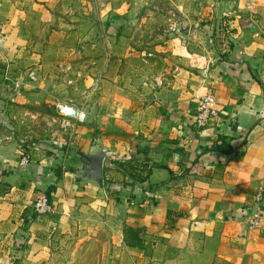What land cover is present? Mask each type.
<instances>
[{
  "label": "crops",
  "instance_id": "1",
  "mask_svg": "<svg viewBox=\"0 0 264 264\" xmlns=\"http://www.w3.org/2000/svg\"><path fill=\"white\" fill-rule=\"evenodd\" d=\"M156 2L174 8L177 32L148 25ZM143 26L157 70L135 94L129 69L140 37L130 33ZM263 52L264 0H0V76L8 67L28 85L0 94V257L4 241L18 250L38 237L31 206L46 197L113 203L124 214V264H264V200L260 228L248 224L264 189ZM54 94L56 106L86 114L76 152H110L103 191L74 175L65 143L26 142L18 132L17 97ZM120 95L137 108L119 118ZM205 95L218 114L199 127ZM24 149L31 162L21 168ZM126 227L140 246H126Z\"/></svg>",
  "mask_w": 264,
  "mask_h": 264
},
{
  "label": "rangeland",
  "instance_id": "2",
  "mask_svg": "<svg viewBox=\"0 0 264 264\" xmlns=\"http://www.w3.org/2000/svg\"><path fill=\"white\" fill-rule=\"evenodd\" d=\"M153 7L158 15L149 16L148 25L161 30L165 28L170 30L172 26L177 27V18L173 15L174 13H170L174 8L160 7L157 2ZM171 7H174V4ZM161 9L166 10L161 11ZM195 17L199 16H193L192 19ZM142 29L145 31L143 34ZM158 32L162 34V31ZM150 35H152L151 32L144 26L130 33V36L140 37V43L135 47L134 57H132L134 62L129 69L135 74V81L131 82V84L135 83V94L141 93L143 84L150 77L155 78L153 74L154 69L157 70V68H153L152 62L148 61L155 60L148 57L149 54H153V51L145 47L143 42V39ZM125 50L120 52V56L125 54ZM94 52L95 49H90L88 52L91 60ZM90 62L86 66L92 68L94 64ZM121 70L122 80L119 86L120 90H124L127 82L125 77L128 71L127 65L122 64ZM58 96L44 95L32 99L27 96L17 97L13 102L14 121L24 141L38 144L45 141L56 143L58 140L65 143L68 155L71 154L74 157L75 152L84 146H81L79 141L84 128L79 119L70 118L65 121L59 115L56 105L57 99L62 97ZM63 98L67 99L69 96H63ZM119 99L117 113L119 118L128 115V110L137 108L130 102L127 105L125 97L120 95ZM91 129H94L97 134L101 133L94 125ZM73 163H76L75 157L69 165ZM53 204L51 203L54 210L53 216L38 219L34 214V203H32L31 213L39 229V232H35L38 237H34L18 250L10 249L11 244L4 241L3 245L7 250L6 254L0 257V264H124L120 257V235L124 225V214H119L113 203ZM35 233L33 231L34 236Z\"/></svg>",
  "mask_w": 264,
  "mask_h": 264
},
{
  "label": "built area",
  "instance_id": "3",
  "mask_svg": "<svg viewBox=\"0 0 264 264\" xmlns=\"http://www.w3.org/2000/svg\"><path fill=\"white\" fill-rule=\"evenodd\" d=\"M171 32H177L176 26L170 28ZM264 60V52H263ZM28 79L30 82H34L35 74L32 71H28ZM28 85L24 82H20L11 77L9 68L7 67L5 72L0 76V94L6 93L13 90L16 93H21L23 88ZM57 111L59 115L66 121V119L77 118L80 123L85 122L86 114L80 113L70 105H58ZM217 112V101L213 95H205L199 98L198 101V113L196 116V123L199 127H204L205 124L212 118L216 117ZM111 156V155H110ZM31 162V154L27 150H22L19 165L21 168L27 167ZM1 179V175H0ZM264 200V189L260 187L258 193L255 196L256 212L249 219V229L257 230L261 226V205ZM34 214L38 219L52 217L54 214L53 207L46 197H42L34 203Z\"/></svg>",
  "mask_w": 264,
  "mask_h": 264
},
{
  "label": "water",
  "instance_id": "4",
  "mask_svg": "<svg viewBox=\"0 0 264 264\" xmlns=\"http://www.w3.org/2000/svg\"><path fill=\"white\" fill-rule=\"evenodd\" d=\"M103 147L93 149L89 153L75 152L76 163L72 169L74 175L92 186L104 190L103 164L109 154Z\"/></svg>",
  "mask_w": 264,
  "mask_h": 264
},
{
  "label": "trees",
  "instance_id": "5",
  "mask_svg": "<svg viewBox=\"0 0 264 264\" xmlns=\"http://www.w3.org/2000/svg\"><path fill=\"white\" fill-rule=\"evenodd\" d=\"M147 167H149V166L147 165ZM150 168H153V166L150 167ZM151 170L152 169L146 171L147 172L146 176L150 175ZM138 233L139 232L135 231L134 229H132L130 227H126L124 229V233H123V235H124V243L126 244L127 247H133L135 245H139L140 246L141 238H140Z\"/></svg>",
  "mask_w": 264,
  "mask_h": 264
}]
</instances>
